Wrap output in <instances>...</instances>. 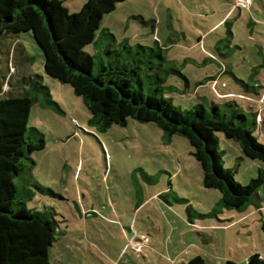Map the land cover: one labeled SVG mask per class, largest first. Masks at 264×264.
Here are the masks:
<instances>
[{
	"label": "rangeland",
	"instance_id": "1",
	"mask_svg": "<svg viewBox=\"0 0 264 264\" xmlns=\"http://www.w3.org/2000/svg\"><path fill=\"white\" fill-rule=\"evenodd\" d=\"M63 1L73 13L86 0ZM234 1L123 0L103 16L84 50L94 56V73L100 64L137 61L144 92L163 78V96L182 110L198 104L211 110L214 103L226 118L232 109L241 110L264 144V0L240 11L232 10ZM8 40L0 47V74L15 88L4 83L1 94H21L29 87L15 86L17 80L30 73L58 104L45 105L41 94L32 105L28 127L44 134L45 146L31 154L30 172L15 180L22 193L32 179L54 192L28 185L33 194L25 197L29 209L57 221L50 264H187L195 256L205 264H247L255 252L264 260V184L243 210L221 206L220 192L203 186L185 137L133 118L98 131L88 124L90 112L72 87L45 73L32 33ZM14 40L16 52L12 44L5 47ZM122 41L133 50L121 47ZM137 45L160 46L162 66ZM217 137L223 166L237 182L245 185L258 176L261 161L246 157L237 141L220 132Z\"/></svg>",
	"mask_w": 264,
	"mask_h": 264
},
{
	"label": "trees",
	"instance_id": "2",
	"mask_svg": "<svg viewBox=\"0 0 264 264\" xmlns=\"http://www.w3.org/2000/svg\"><path fill=\"white\" fill-rule=\"evenodd\" d=\"M120 1L123 0H86L79 11L69 13L63 0H0V47L18 33L31 32L43 52L45 73L69 84L74 94L82 98L90 112L87 121L90 126L105 132L113 124L125 126L127 119L133 118L153 122L169 136L185 137L192 156L200 164L203 186L220 192L221 206L243 210L252 202V194L264 184V168L247 184L237 182L233 170L223 166L217 133L237 141L246 157L264 165V144L257 141L246 124V114L232 109L230 118H226L214 103L211 110L201 104L182 110L163 96V78H159L152 92L145 93L140 65L135 60L133 64H100L94 73V56L84 48L94 42L103 16ZM108 34L110 46L117 44L114 35ZM118 44L133 50L127 41ZM9 45L17 51L15 40L5 47ZM137 48L143 53L150 50L159 59L155 65L162 66L164 56L160 46L137 45ZM119 53L116 51V55ZM148 63L154 65L151 60ZM174 71L187 84L186 77ZM4 79L5 75L0 74V264H50L49 250L56 240L57 221L45 212L29 209L25 197L33 194L28 185L41 193L54 195V192L32 179L22 193L15 180L30 172L34 164L31 154L45 146L44 134L28 127L32 105L41 99V94L45 105L58 107V104L52 100L49 89L30 73L18 78L15 86L29 87L18 95H13V91L1 94L4 83L14 87L10 80ZM187 264L205 263L201 256H195ZM247 264H264V260L255 252L249 255Z\"/></svg>",
	"mask_w": 264,
	"mask_h": 264
},
{
	"label": "built area",
	"instance_id": "3",
	"mask_svg": "<svg viewBox=\"0 0 264 264\" xmlns=\"http://www.w3.org/2000/svg\"><path fill=\"white\" fill-rule=\"evenodd\" d=\"M250 4V0H236L235 7H247ZM137 248V247H136Z\"/></svg>",
	"mask_w": 264,
	"mask_h": 264
},
{
	"label": "crops",
	"instance_id": "4",
	"mask_svg": "<svg viewBox=\"0 0 264 264\" xmlns=\"http://www.w3.org/2000/svg\"><path fill=\"white\" fill-rule=\"evenodd\" d=\"M235 2H236V0H235V1H234V3L231 5V8H232V6L234 7V9H232V10H236V9H237V10H239V11H240V10H241V7H235ZM252 2H253V1H252V0H250V4H249V5H251V4H252ZM222 97L224 98L225 96H222ZM108 255H109V254H108Z\"/></svg>",
	"mask_w": 264,
	"mask_h": 264
}]
</instances>
